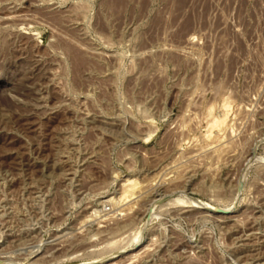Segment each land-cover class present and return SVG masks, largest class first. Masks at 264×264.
Returning <instances> with one entry per match:
<instances>
[{
  "label": "rangeland",
  "instance_id": "1",
  "mask_svg": "<svg viewBox=\"0 0 264 264\" xmlns=\"http://www.w3.org/2000/svg\"><path fill=\"white\" fill-rule=\"evenodd\" d=\"M0 264H264V0H0Z\"/></svg>",
  "mask_w": 264,
  "mask_h": 264
},
{
  "label": "bare ground",
  "instance_id": "2",
  "mask_svg": "<svg viewBox=\"0 0 264 264\" xmlns=\"http://www.w3.org/2000/svg\"><path fill=\"white\" fill-rule=\"evenodd\" d=\"M61 44V43H60ZM66 47V46H65ZM68 47V46H67ZM70 48V47H69ZM70 49H72V48H70ZM70 49H69V51H70ZM66 50V49H65ZM67 52V51H66ZM65 52V53H66ZM71 52V51H70ZM81 53V52H80ZM70 54V53H69ZM74 57H75V55H74ZM44 67V66H43ZM36 80V79H35ZM218 122L216 121L215 123H214V125L215 124H217ZM114 180H116V179H114ZM118 180V179H117ZM126 187H125V191H132L133 189H132V187H133V185L130 183V184H127V185H125ZM128 187H130V189L128 188ZM126 193V192H125ZM123 196V195H122ZM121 196V197H122ZM127 197V196H126ZM107 203V202H106ZM203 205H205L204 206V210H206V211H209V212H215L216 211V209L217 208H215V207H213V206H211V205H208V204H203ZM203 207V206H202ZM227 211V210H226ZM226 211H224V212H222V213H228V212H226ZM109 213V212H108ZM139 238V237H138ZM139 241V240H138ZM139 243V242H138Z\"/></svg>",
  "mask_w": 264,
  "mask_h": 264
},
{
  "label": "water",
  "instance_id": "3",
  "mask_svg": "<svg viewBox=\"0 0 264 264\" xmlns=\"http://www.w3.org/2000/svg\"><path fill=\"white\" fill-rule=\"evenodd\" d=\"M114 178H118V175H114ZM217 212L221 213V210H217Z\"/></svg>",
  "mask_w": 264,
  "mask_h": 264
}]
</instances>
